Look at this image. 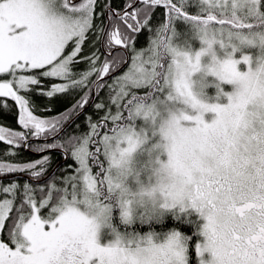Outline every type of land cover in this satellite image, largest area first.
I'll use <instances>...</instances> for the list:
<instances>
[{
	"label": "snow or ice",
	"instance_id": "1",
	"mask_svg": "<svg viewBox=\"0 0 264 264\" xmlns=\"http://www.w3.org/2000/svg\"><path fill=\"white\" fill-rule=\"evenodd\" d=\"M9 115L0 264H264V0H0Z\"/></svg>",
	"mask_w": 264,
	"mask_h": 264
},
{
	"label": "trees",
	"instance_id": "2",
	"mask_svg": "<svg viewBox=\"0 0 264 264\" xmlns=\"http://www.w3.org/2000/svg\"><path fill=\"white\" fill-rule=\"evenodd\" d=\"M157 20L160 17V12L157 11L156 13ZM141 38L144 40L145 36L142 35ZM79 68H84L86 67L84 64H80L78 66ZM78 98V95L76 93H72L71 95L67 96H57L55 98H52L51 100H43L41 98H38V102H42L43 104L48 105L51 108V111L46 113L48 116H55L61 112H64L67 108L71 107L73 103H75V99ZM10 102V101H9ZM93 114L91 107L86 109L84 111V114L79 117V119L76 120L75 124H73L71 127H69L65 133V136L68 134H71L73 132H77L76 125H79L80 128L78 132H83L86 131L87 129L85 128V117L87 115ZM0 123L4 124L5 126L11 127L13 129H17V124L15 120V115H9V116H4L2 119H0ZM77 132V134H78ZM33 143H36V141H33ZM7 148V145L4 143H0V156L3 155L4 150ZM19 157L16 159H23V160H34L38 157L36 154H32L29 151H25L23 148L19 149ZM52 156V163L51 167L49 168V171L53 168V166L60 160L62 159L60 156L59 152H53L51 154ZM7 159V158H6ZM68 163H71L69 160ZM63 166V164L61 165ZM60 175V170H56V176Z\"/></svg>",
	"mask_w": 264,
	"mask_h": 264
},
{
	"label": "water",
	"instance_id": "3",
	"mask_svg": "<svg viewBox=\"0 0 264 264\" xmlns=\"http://www.w3.org/2000/svg\"><path fill=\"white\" fill-rule=\"evenodd\" d=\"M86 109H88V108H86ZM85 109V110H86ZM29 152H31V151H29ZM32 154H36V155H38L37 153H35V152H31ZM57 165H62V159H60L54 166H53V168L49 171L50 173L52 172V170L53 169H56L57 170Z\"/></svg>",
	"mask_w": 264,
	"mask_h": 264
},
{
	"label": "flooded vegetation",
	"instance_id": "4",
	"mask_svg": "<svg viewBox=\"0 0 264 264\" xmlns=\"http://www.w3.org/2000/svg\"><path fill=\"white\" fill-rule=\"evenodd\" d=\"M119 3H121V0H114V5H116V4H119ZM145 43V38H144V40L140 37L139 38V45H143Z\"/></svg>",
	"mask_w": 264,
	"mask_h": 264
}]
</instances>
